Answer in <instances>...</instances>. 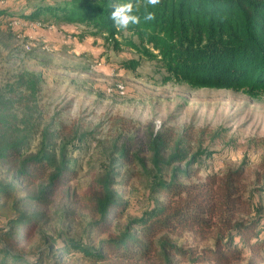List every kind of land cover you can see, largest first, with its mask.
Wrapping results in <instances>:
<instances>
[{
	"label": "trees",
	"instance_id": "16d2710c",
	"mask_svg": "<svg viewBox=\"0 0 264 264\" xmlns=\"http://www.w3.org/2000/svg\"><path fill=\"white\" fill-rule=\"evenodd\" d=\"M24 1L27 7L22 10L0 6V16L79 26L81 37H101L114 52L131 50L136 58L124 61L125 69L133 71L141 61L156 63L162 84L230 90L264 100V0H160L155 7L146 0H130L140 23L128 30L115 28L110 15L113 5L129 0ZM146 12L155 19L145 21ZM41 86L38 72L23 69L0 87V167L11 178L0 181V217L7 223L0 227V264L21 263V250L36 236L38 217L19 209L17 194L41 183L34 199L48 205L75 177L68 145L83 137L76 127L62 137L64 125L43 120L37 102ZM119 127L111 153L120 164L139 163L153 178L151 193L163 199L114 231L126 205L111 189L115 171L107 172L94 192L80 196L93 217L89 226L97 246L43 236L46 245L36 253L39 264H65L61 256L69 254L94 262L138 264H237L244 255L247 264L263 261L264 215L257 207L253 212L245 208L242 167L201 177L210 153L190 150V134L176 133L165 123L155 128L151 121L134 126L124 120ZM35 136L39 144L30 152ZM262 169L258 181H264ZM258 190L264 194V184ZM184 233L211 239L212 245H180L177 240Z\"/></svg>",
	"mask_w": 264,
	"mask_h": 264
},
{
	"label": "rangeland",
	"instance_id": "374dc122",
	"mask_svg": "<svg viewBox=\"0 0 264 264\" xmlns=\"http://www.w3.org/2000/svg\"><path fill=\"white\" fill-rule=\"evenodd\" d=\"M0 6L17 10L27 7L24 0H0ZM81 33L82 28L75 25L38 24L0 16V87L23 69L38 72L42 86L37 102L43 120L53 119L55 127L64 125L62 137L71 127L83 137L80 143L68 145L75 177L50 204L34 199L41 183L17 194L19 209L38 217L36 236L21 250L23 255H36L38 247L46 245L43 236L96 247L99 240L89 226L93 217L82 207L80 196L94 192L109 171L116 173L111 176V189L126 205L114 223V231L163 199L151 193L153 178L139 163L120 164L111 153L110 145L124 120L134 126L151 121L155 128L165 123L176 133L190 134V150L210 153L201 177L221 176L242 167L245 208L253 212L257 207L264 215V194L258 190L264 181L256 176L264 166V100H252L230 90L162 84V71L156 63L141 61L135 70L125 69L122 63L136 58L131 50L114 52L101 37H81ZM38 144L39 137L35 136L28 150L36 151ZM144 164L150 169L148 159ZM10 180L0 167V181ZM6 224L0 217V227ZM177 243L199 249L211 247L212 240L184 233ZM61 257L65 264H138L118 259L94 262L80 254ZM247 257L244 255L237 264H247ZM258 264H264V256Z\"/></svg>",
	"mask_w": 264,
	"mask_h": 264
},
{
	"label": "clouds",
	"instance_id": "9594fccd",
	"mask_svg": "<svg viewBox=\"0 0 264 264\" xmlns=\"http://www.w3.org/2000/svg\"><path fill=\"white\" fill-rule=\"evenodd\" d=\"M147 5L155 7L160 3V0H146ZM137 11L132 2L117 3L113 5L110 19L113 21V26L118 30H128L130 26L138 25L140 17L134 12ZM155 19V14L146 12L144 16L145 21H152ZM21 264H39V257L37 255L25 254L22 257Z\"/></svg>",
	"mask_w": 264,
	"mask_h": 264
}]
</instances>
